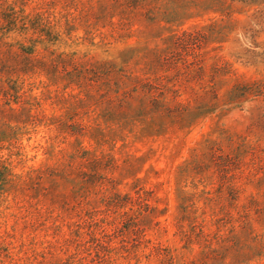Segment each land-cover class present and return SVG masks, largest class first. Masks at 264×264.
Returning <instances> with one entry per match:
<instances>
[{
  "label": "rangeland",
  "instance_id": "obj_1",
  "mask_svg": "<svg viewBox=\"0 0 264 264\" xmlns=\"http://www.w3.org/2000/svg\"><path fill=\"white\" fill-rule=\"evenodd\" d=\"M0 264H264V0H0Z\"/></svg>",
  "mask_w": 264,
  "mask_h": 264
}]
</instances>
